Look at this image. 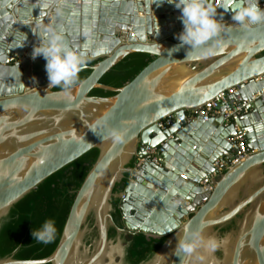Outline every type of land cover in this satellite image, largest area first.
Returning a JSON list of instances; mask_svg holds the SVG:
<instances>
[{
	"label": "water",
	"instance_id": "1",
	"mask_svg": "<svg viewBox=\"0 0 264 264\" xmlns=\"http://www.w3.org/2000/svg\"><path fill=\"white\" fill-rule=\"evenodd\" d=\"M153 2L53 0L40 10L36 0H0V220L49 176L99 150L53 253L18 259L16 249L0 264H124L126 255L115 256L112 245L119 239L128 251L126 237L139 234L147 240L165 237L154 252L161 255L158 264H179L173 249L185 228H202L223 240L202 264H264V25L242 28L231 19L235 0H228V11L224 0H211L223 22L215 51L185 60L187 45L169 54L183 28L180 10ZM259 6L264 9V0ZM49 25L62 28L85 62L95 61L82 65L90 73L69 95L48 87L42 57L31 59L37 33L43 37ZM136 52L153 59L131 81L121 87L100 82ZM96 88L114 95H90ZM232 88L237 91L231 100L249 102L247 114L224 126L229 104H223L218 117L184 123L187 110ZM168 116L173 122L162 128L159 121ZM97 122L123 130L124 142L102 140L94 132L102 131ZM235 125L253 152L220 172L216 161L226 165L235 159L237 147L230 141ZM152 149L158 164L146 159L134 180L122 184L134 157L144 158ZM169 185L178 191L170 192ZM172 200L179 205L172 208ZM162 230L168 232L162 236Z\"/></svg>",
	"mask_w": 264,
	"mask_h": 264
},
{
	"label": "clouds",
	"instance_id": "2",
	"mask_svg": "<svg viewBox=\"0 0 264 264\" xmlns=\"http://www.w3.org/2000/svg\"><path fill=\"white\" fill-rule=\"evenodd\" d=\"M157 6L168 3L174 4L180 10V21L183 25L182 31L176 35L178 44L169 50V54L179 51L184 46H189L186 59L193 58V54L205 57L212 55L215 51L216 37L221 33L223 22L216 19V10L211 0H154ZM228 0H224L223 8L228 11ZM53 6V0H36L35 6L46 9ZM232 21L242 28L264 25V9L259 6V0H235L231 4ZM56 14L62 15L60 7H56ZM41 12L36 16L39 26ZM44 36L40 38L38 46L31 53V59L38 56L45 60L44 69L47 75L48 87L59 88L65 95H69L71 89L78 80V74L85 63V54L68 44L63 36V30L59 26L49 25L43 29ZM33 79H35L33 77ZM259 127V126H258ZM94 131L101 136L102 140H111L113 144H119L125 140V132L119 128L97 122ZM170 192H176L174 186L169 185ZM172 208L179 205V200L168 202ZM3 220H0L2 223ZM57 229L53 219L44 220L38 228H33L32 239L37 243L47 245L54 241ZM168 232L162 230V236ZM167 243H171L168 241ZM223 243L222 239L207 235L202 228H185L181 235H177V242L173 254L178 256L179 264H202L206 256L214 254ZM112 253L120 258L126 255V248L119 239L112 245ZM160 254L152 252L146 256L140 264H158Z\"/></svg>",
	"mask_w": 264,
	"mask_h": 264
},
{
	"label": "trees",
	"instance_id": "3",
	"mask_svg": "<svg viewBox=\"0 0 264 264\" xmlns=\"http://www.w3.org/2000/svg\"><path fill=\"white\" fill-rule=\"evenodd\" d=\"M152 59L153 57L147 53H132L108 71L100 82L113 87H121L131 81ZM93 63L95 61H86L84 64ZM89 73L88 69L81 70L76 84L83 81ZM55 89L59 90V88ZM90 95L106 97L114 93L96 88L90 92ZM98 156V149L90 150L73 163L49 176L11 209L0 223V258L11 254L16 249L18 251L15 257L18 259H41L53 253L59 243L75 192L81 186ZM123 183H128V174L123 179ZM121 186L119 185L115 192L120 191ZM113 204L116 206L118 200H114ZM113 217L115 221H119L120 216L117 212L113 213ZM46 219L55 221L57 232L54 241L44 245L34 241L31 232ZM233 224L232 222L228 225L227 229L232 228ZM109 234L111 237L115 236V230L111 229ZM165 239L162 237L147 240L142 234L135 236L128 248L129 260L132 264H138L146 256L155 252Z\"/></svg>",
	"mask_w": 264,
	"mask_h": 264
},
{
	"label": "built area",
	"instance_id": "4",
	"mask_svg": "<svg viewBox=\"0 0 264 264\" xmlns=\"http://www.w3.org/2000/svg\"><path fill=\"white\" fill-rule=\"evenodd\" d=\"M219 0H216V4ZM237 91L236 88L229 89L213 100L207 102L201 107L196 109H189L186 111V116L184 123L191 122L197 118V116H202L204 121H208L213 117H218L221 112V106L223 104H229V107L223 111V125L228 126L234 117L247 114L250 110L248 108V101H237L231 100L230 95H233ZM173 122V118L168 116L163 120L159 121V124L162 128H166L170 126ZM235 131L237 132L236 136L231 138V142L237 147L235 152V159L231 160L229 164L223 165L220 161L215 162V166L219 169L220 172H224L230 165L234 164L235 162L244 159L246 156L251 154L253 150L248 146L246 140V133L241 131V129L235 125ZM146 159H150L153 162L158 164V159L156 156V150H148V155L144 158L136 157L135 161L131 165V170L128 173V182L133 181L136 177V172L139 170L141 165L144 163ZM216 176L215 173L212 174L211 177ZM209 179H205L203 184H207Z\"/></svg>",
	"mask_w": 264,
	"mask_h": 264
},
{
	"label": "flooded vegetation",
	"instance_id": "5",
	"mask_svg": "<svg viewBox=\"0 0 264 264\" xmlns=\"http://www.w3.org/2000/svg\"><path fill=\"white\" fill-rule=\"evenodd\" d=\"M92 235H93V233H92ZM89 238H92V236H89ZM126 239L132 241V238H130V237H126ZM124 264H132V262L128 258V251L127 250H126V256H125ZM138 264H140V262Z\"/></svg>",
	"mask_w": 264,
	"mask_h": 264
},
{
	"label": "crops",
	"instance_id": "6",
	"mask_svg": "<svg viewBox=\"0 0 264 264\" xmlns=\"http://www.w3.org/2000/svg\"><path fill=\"white\" fill-rule=\"evenodd\" d=\"M136 157H134L133 162L135 161Z\"/></svg>",
	"mask_w": 264,
	"mask_h": 264
}]
</instances>
